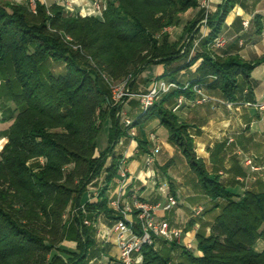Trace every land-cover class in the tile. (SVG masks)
<instances>
[{"label": "trees", "instance_id": "16d2710c", "mask_svg": "<svg viewBox=\"0 0 264 264\" xmlns=\"http://www.w3.org/2000/svg\"><path fill=\"white\" fill-rule=\"evenodd\" d=\"M238 1L224 0L208 15V32L192 54L203 12L185 21L183 15L198 7L197 0H103L101 15L83 16L55 2H38L32 12L23 1H0V122H9L0 132L5 139L0 149V264H84L105 250L93 229L81 226L83 214L63 216L85 203L91 219L103 214L109 223L122 217L107 198L118 178L114 148L126 135L118 115L123 106L112 100L111 85L126 81L135 89L149 64H161L156 77L178 88L145 112L130 115L138 152L150 150L145 128L158 119L193 176L194 195L201 194L206 204L200 216L188 221V229L199 222L191 248L156 239L141 247L139 264H264L263 180L240 193L230 190L196 156L189 125L171 109L178 95L193 98L196 84L225 100L251 101L250 71L264 58L247 61L210 48ZM180 24L188 37L182 44L166 30ZM181 70L189 71L185 81L175 76ZM104 123L109 124L107 145L100 151L97 137ZM172 164L170 158L157 168L166 177ZM95 178L99 198L88 202L86 186ZM169 183L176 195L171 177ZM68 239L75 241L74 250L61 246Z\"/></svg>", "mask_w": 264, "mask_h": 264}, {"label": "crops", "instance_id": "0c3cea01", "mask_svg": "<svg viewBox=\"0 0 264 264\" xmlns=\"http://www.w3.org/2000/svg\"><path fill=\"white\" fill-rule=\"evenodd\" d=\"M8 1L19 2V0ZM71 1L75 14L83 16L95 13L92 7L93 0ZM45 2L51 4L54 0H45ZM221 3L222 0H210L211 11L214 12ZM243 19H249V25L246 29L241 24ZM263 30L264 0H239L229 10L223 23L220 35L224 36L226 42L215 52L221 56L237 53L247 61L264 58ZM241 38H243V42L240 45L239 40H242ZM157 68V73L153 75L155 77L163 71L161 64H157ZM180 75L182 77L188 76V74ZM149 80L139 76L136 81V91L145 90L149 85ZM249 85L252 93L251 101H264V60L250 71ZM214 98L218 99L219 97L214 96ZM127 108H129L127 110L129 115L135 114L137 111V107L134 106L131 108L127 106ZM176 114L180 121L189 125L196 156L204 161L209 171L216 170L220 180L230 190L239 188L242 192L250 187L256 179H261L264 182V118L261 111L253 106H241L239 110H230L223 104L202 103L183 105ZM149 132H154V130ZM160 143L165 148L166 157L170 159L173 153L171 144L167 139L163 142L160 141ZM130 148H133V144L130 145ZM119 149L121 150V148ZM142 158L143 155L132 154L127 161L128 172L130 176L134 177L129 182L127 191L152 202L161 200L164 198L163 185L158 186V182L154 178L144 173ZM115 181L116 179L112 183L113 185L110 184V189L115 185ZM166 186L169 189L170 185L166 184ZM190 190L192 192V187ZM192 195L195 196L191 193ZM175 196L177 197V195ZM178 211L179 208L175 207L165 215L171 222L180 224L184 217ZM189 220L185 221L188 222ZM112 238V236L109 237V243L103 247L105 250L102 255H94L84 264H119L117 260L118 250ZM194 239L195 235L192 228L188 229L185 223L182 243L187 241L193 243ZM61 246L68 250H74L76 243L74 240L68 239L64 240Z\"/></svg>", "mask_w": 264, "mask_h": 264}, {"label": "built area", "instance_id": "2783aa9c", "mask_svg": "<svg viewBox=\"0 0 264 264\" xmlns=\"http://www.w3.org/2000/svg\"><path fill=\"white\" fill-rule=\"evenodd\" d=\"M25 2L32 12H36L37 3L46 4L45 0H19ZM55 3L63 7L65 12L75 14L73 2L71 0H54ZM209 0H202L201 6L204 8V15L201 24H206L207 16L210 13ZM93 11L102 12L103 3L98 0L92 1ZM242 27L246 29L249 25V19L241 21ZM264 34V30L262 31ZM226 42L222 35L216 36L211 43L212 47L220 48ZM239 40V44H242ZM112 87V100L117 102H124L126 99L136 98L138 101V110L145 112L152 104L159 100L163 95L167 94L170 90L178 88V85L173 81H166L163 78L154 77L149 81V85L145 90L139 92H131L126 84V81L113 84ZM193 91L195 96L188 98L183 94L177 96L175 103L172 106V111L177 112L180 107L186 104H201L204 102L217 101L226 105L229 109L232 106H253L262 112L264 118V101H222L221 99L212 98L206 94L200 85H194ZM121 123L126 131V135L118 140L114 150L118 151V178L113 188H109L107 198L109 206L121 214V218L109 220L108 223L103 214H98L93 219L86 216L85 203L77 207L69 209L68 213L64 214V218L75 217L83 214L80 218L81 226L91 227L94 231V238L99 245L103 248L109 243V237H113V243L117 247L118 255L117 260L119 264H139L142 260L141 247L144 245H152L156 239H162L167 242H175L183 244L187 248H191V241L183 242L182 238L185 233V224L183 226L171 222L166 213L177 207L179 204L178 198L170 193H165L164 198L158 201H149L139 196L128 195L127 186L134 177L130 176L127 168V161L130 155H137L138 147L136 143V127L133 125V119L128 116L124 111L119 112ZM147 139L150 141V150L143 154L142 169L145 174L154 178L153 166L156 163L157 154L160 152L161 146L157 135L154 132H148ZM133 144V148L130 145ZM132 153V154H131ZM249 161V160H248ZM99 178L90 181L86 186V196L88 202L97 201L99 193L97 190L96 182ZM203 210L202 206L192 208L193 216H198ZM134 217L138 221L136 228ZM199 223L196 221L192 226L193 234L197 231ZM103 254L101 251L100 255Z\"/></svg>", "mask_w": 264, "mask_h": 264}, {"label": "rangeland", "instance_id": "374dc122", "mask_svg": "<svg viewBox=\"0 0 264 264\" xmlns=\"http://www.w3.org/2000/svg\"><path fill=\"white\" fill-rule=\"evenodd\" d=\"M0 1L4 2V1H8V0H0ZM98 1H100V3H101L103 0H98ZM201 1L202 0H197L198 7L196 9H194V10L187 11L183 15V21H185V18L186 19L194 18L197 10H202V12H203L202 15H204V8H202V6H201ZM223 1L224 0H222V2ZM13 2L19 3L18 1H13ZM209 7H210V10H211L212 4L209 3ZM95 13H96V15H101L100 11H96ZM210 13H212V11H210ZM202 18L203 17H201L200 21L202 20ZM207 18H208V16H207ZM183 23L184 22H182V24ZM182 24H180L179 26H176V27H172V28L166 29L169 32L170 39L179 40L180 44H182L183 42H186L187 38H188L187 35L182 31ZM198 27H199V31L194 36V41H193V45H192L190 54H192L193 50L197 49L199 40L207 34V32H208L207 20H206V24L205 25L201 24V22H199ZM241 39L243 41V38H241ZM210 48L215 50V51H216V49H218V48L212 47L211 44H210ZM182 51H183V49L181 50V52ZM157 69L158 68H157L156 64H149L144 69H142V71L140 72L139 76L141 78H143V79H150L151 80V79H153L155 77L153 75L157 73V71H156ZM190 69H194V65H192L190 67ZM175 74H176L175 76L179 80L185 81L187 76L186 77H182L180 74H189V71L181 70L179 73H175ZM136 87H137L136 84H135V89H132V88H130L128 86V88H129V90L131 92H139V91H136L137 90ZM183 87L185 88L186 85H184ZM192 89H193V87H192ZM203 91L206 94H208L210 97L214 98V95H210L204 89H203ZM218 99H221L222 101H226L225 99H222L220 97ZM117 103H120V105L123 106L121 108L120 112L124 111L128 116H130V115L128 114L127 110L129 108H127V106H130V108H131V106H134V107H137V109H138V101L136 100V98H132V99L128 98L124 102H117ZM204 103L209 104V105L210 104H214V105L220 104V105H222L221 103H219L217 101L204 102ZM224 106H226V105H224ZM239 109H240V107L237 108V106H232L230 108V110H239ZM1 116L2 115H1V107H0V118H1ZM120 121H121V118H120ZM8 124H9V122H0V132H1L2 129L6 128L8 126ZM158 125H159V120L158 119H153V120H150L148 122V124L146 125V127L149 126V128H145V129H146L147 132L154 130V134L157 135L158 139L163 142V141H165V139H167L168 131L163 125H160V126H158ZM108 126H109L108 123H104L102 125L99 133H98L97 148L100 151H102L107 145ZM136 133H137V129H136ZM136 137H137V135H136ZM4 142H5V139L3 137H1V135H0V149L2 148ZM160 146H161L160 152L157 154L156 163L153 166L154 179L156 180V182H158V186L163 185L164 194L166 192L170 193V191H169L168 187L166 186V184L169 186L170 185L169 178L171 177L173 179L174 186H175L174 188L176 190V195H177L178 200H179V204L177 206V208H179L178 212L180 214H183V217H184L183 218V222H181L179 225L183 226L185 223L188 224V222L185 221V220H189V218H195V216H193V212H192V208L193 207L202 206L204 208V206L206 204V198L203 197L201 194H199L198 196H193V195L191 196V193H193V194L196 193L195 190H192V192L190 190V187H191V185L193 183V181H192L193 176L191 175L185 160L179 154L178 149L176 147H174L173 145H171V147L173 148V151H172L173 153H172V157H171L173 159V164L170 167H168V169L166 171L167 172L166 173V177L161 173V171L157 168V166H160L163 163H165V161L168 160V158L166 157L167 153L165 152V148L162 147L161 143H160ZM115 152L119 153V150L115 151ZM141 155H143V154H141ZM143 159L144 158H142V162H143ZM108 161H109V159H108ZM149 186H150V184H149ZM232 191L240 192L239 188H234V189H232ZM200 214L198 216H200ZM198 216H196V217H198ZM205 219L207 220V222H210L211 215H208V216L206 215ZM112 240H113V238H112ZM192 244H194V242ZM260 246H261V244H259V247Z\"/></svg>", "mask_w": 264, "mask_h": 264}]
</instances>
